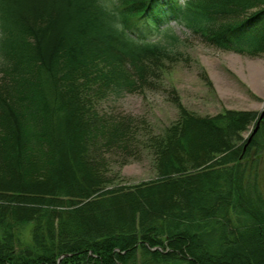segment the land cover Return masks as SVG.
<instances>
[{
    "label": "trees",
    "instance_id": "16d2710c",
    "mask_svg": "<svg viewBox=\"0 0 264 264\" xmlns=\"http://www.w3.org/2000/svg\"><path fill=\"white\" fill-rule=\"evenodd\" d=\"M171 21L264 55V0H0V264H264L255 112L199 116L174 90L178 120L145 142L159 179L103 191V150L133 132L93 101L183 61L178 37L153 40Z\"/></svg>",
    "mask_w": 264,
    "mask_h": 264
},
{
    "label": "rangeland",
    "instance_id": "374dc122",
    "mask_svg": "<svg viewBox=\"0 0 264 264\" xmlns=\"http://www.w3.org/2000/svg\"><path fill=\"white\" fill-rule=\"evenodd\" d=\"M184 2L180 0L181 4ZM161 30L163 32L155 35L153 40L164 39L166 33L178 37L177 47L183 54V61L165 69L162 78L148 89L119 99L110 96L93 101L97 114L110 120H123L133 132L131 150H103L104 174L110 185L103 191L159 179L156 157L146 148L145 142L149 135L163 133L178 120L174 90L184 107L199 116L235 110L255 112L258 117L264 111V55L250 58L212 47L176 21L165 24ZM259 121L260 117L257 124ZM254 127L255 123H252L242 137L248 138ZM256 158L258 186L264 192V152L257 151ZM31 231V226L24 228V240L31 241ZM156 249L163 250L161 247Z\"/></svg>",
    "mask_w": 264,
    "mask_h": 264
},
{
    "label": "water",
    "instance_id": "95a60500",
    "mask_svg": "<svg viewBox=\"0 0 264 264\" xmlns=\"http://www.w3.org/2000/svg\"><path fill=\"white\" fill-rule=\"evenodd\" d=\"M263 117H264V111L262 112V114H261V116H260V120H262ZM259 125H260V121L258 122L257 127H256L254 133L258 130ZM251 138H252V137H251ZM251 138H249V141H248V142H250ZM65 256H67V255H65ZM65 256H63V257H65ZM63 257H61L60 260H61Z\"/></svg>",
    "mask_w": 264,
    "mask_h": 264
},
{
    "label": "bare ground",
    "instance_id": "6f19581e",
    "mask_svg": "<svg viewBox=\"0 0 264 264\" xmlns=\"http://www.w3.org/2000/svg\"><path fill=\"white\" fill-rule=\"evenodd\" d=\"M260 121H261V120H260ZM256 125H257V124H256ZM259 126H260V125H259ZM255 129H256V126L254 127L253 131L249 134V136H248L249 138L253 137V135L257 132V131H256V132L254 133Z\"/></svg>",
    "mask_w": 264,
    "mask_h": 264
}]
</instances>
